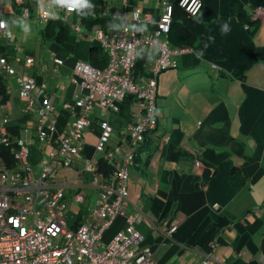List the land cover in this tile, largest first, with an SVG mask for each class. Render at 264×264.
<instances>
[{
	"label": "crops",
	"instance_id": "1",
	"mask_svg": "<svg viewBox=\"0 0 264 264\" xmlns=\"http://www.w3.org/2000/svg\"><path fill=\"white\" fill-rule=\"evenodd\" d=\"M14 1L27 2L32 18L17 20ZM162 1L105 0L103 11L114 17L120 13L121 20H130L132 29L137 26L132 13L140 11L141 19L148 16L150 23L141 21L138 26L153 31ZM202 1L199 14L182 21L196 36L195 46L173 57L176 69L156 76L155 128L144 135L137 154L138 149L129 150L133 159L126 187L128 203L124 214L103 232L97 252L106 249L132 216L142 237L134 250L149 249L152 264H198L205 258L210 264H264V15L254 16L264 8V0ZM48 6L49 0H0V19L12 35L11 44L22 49L14 56L22 59L28 51L34 60L25 70L9 61L18 72L40 79L44 94L37 99L47 98L54 108L55 132L40 143L33 122L21 111L17 79L7 76L12 92L2 113L16 120L22 128L20 138L31 142L29 162L35 174L41 160L57 150L59 136L70 130L75 100L86 94L80 90L74 67L87 63L91 41L84 35L93 30H74L77 41L70 36L61 45L42 40L29 45L32 31L26 28H33L31 21ZM241 10L256 24L249 28L242 24ZM67 22L70 29L81 27L73 18ZM86 41L87 47L82 43ZM53 59L62 65L56 66ZM147 62L142 84L152 73ZM144 103L126 95L114 111L105 112L95 104L91 124L82 135L80 158L69 168L57 166L56 179L64 186L66 203L62 216L69 229L95 222L99 186L110 184L98 172V162L107 163L112 173L120 167L123 157L115 151L127 147L130 129L143 118ZM102 121L112 131L105 149L99 151ZM49 127V121L43 123L45 132L49 133ZM196 161L200 168L195 167ZM77 194L84 197L83 203L74 201ZM174 221L178 226L169 233Z\"/></svg>",
	"mask_w": 264,
	"mask_h": 264
},
{
	"label": "built area",
	"instance_id": "2",
	"mask_svg": "<svg viewBox=\"0 0 264 264\" xmlns=\"http://www.w3.org/2000/svg\"><path fill=\"white\" fill-rule=\"evenodd\" d=\"M56 6L66 21L67 16L75 10V7L62 0H56ZM178 6L189 17H196L202 9V0H180ZM172 12L169 0H164L153 31L138 26L141 21L150 23V18L145 16L141 19L140 11H136L131 18L137 23L134 29L128 23L130 20L125 18L124 26L116 32L106 34L100 27H94L90 34L84 35L104 50L109 63L103 70L92 68L85 62L76 63L74 75L80 80V90H85L86 94L75 100L73 109L76 112L70 130L59 136L57 150L41 160L39 174L32 171L29 162L31 142L21 138L9 139L12 135L8 130L11 119L1 113L4 105H0V264H152L149 249L134 250L142 237L134 227L132 216L127 217L126 227L114 236L103 252L95 249L100 244L103 232L118 216L124 214L128 203L126 187L133 159L129 150L140 147L144 135L155 128L156 76L175 68L177 64L173 57L182 52L181 49H172L162 40V36L170 30ZM30 15L27 8H22L16 19L28 20ZM259 15H264V8L255 11V18ZM56 16L51 6H48L38 15V20L46 24ZM115 17L120 18L122 15L117 13ZM0 22L5 25L0 27V38L9 42L12 35L6 23L1 19ZM71 29L81 32L83 28L73 26ZM154 50H157L156 55L153 54ZM13 51L16 55L22 49L15 45ZM142 53L150 60L152 73L151 78L138 85L132 81V74L136 59ZM10 59L24 70L34 60L27 54L22 59L14 55L9 56V59L1 57L0 74L17 79L19 96L24 101L23 116L33 122L35 136L38 142L43 143L55 132L52 121L54 108L47 98L41 101L37 99L43 97V84L38 83L33 75L18 72ZM53 60L56 66L62 65V61ZM126 95L145 101L143 118L130 129L127 147L115 151L116 154H122L123 159L120 167L112 173L110 184L99 186L101 192L93 213L95 222L71 230L62 216L66 209L62 191L64 186L57 182L56 168L58 165L69 168L80 158L82 135L91 124L90 112L95 104L105 112L114 111L116 103ZM65 107L69 108L70 105L65 104ZM46 121L50 122V134L43 128ZM100 127L97 150L103 151L112 130L107 121H102ZM3 149L9 150V157L14 164L7 166L4 163L1 155ZM107 155L112 157L113 153ZM195 167L200 168L201 163L196 161ZM74 201L83 203L84 197L77 194ZM177 226L178 222L174 221L169 233H173ZM198 264H210V259L205 258Z\"/></svg>",
	"mask_w": 264,
	"mask_h": 264
},
{
	"label": "trees",
	"instance_id": "3",
	"mask_svg": "<svg viewBox=\"0 0 264 264\" xmlns=\"http://www.w3.org/2000/svg\"><path fill=\"white\" fill-rule=\"evenodd\" d=\"M180 0H169V3L172 5V22L170 26V30L167 35L162 36V40L166 41L169 46H173L178 49H183L185 47L193 48L197 42L196 36L190 32L183 24V20L194 18L189 17L184 10H182L179 6ZM50 6L52 10L57 14L54 19H51L46 24H44V28L40 32V38L43 42H54L58 45L63 44L70 37L71 29L69 23L63 19L62 13L59 12L56 6V0H49ZM105 7V0H81L79 4L75 6L74 12L71 14L73 19L76 20L85 32H91L93 27H100L106 34H111L120 30L124 26V21L120 18H116L112 15H107L103 8ZM22 8H27L32 17V11L29 4L26 2H22L21 4H17L15 1L13 3V10L15 11V15H18ZM203 8V1H202ZM238 17H240L242 24H246L249 28L251 25H255L256 21H250L249 16L245 15V13L241 10L238 13ZM27 55L31 54L28 51H25ZM24 53V54H25ZM15 53L13 51V45L8 42L6 39L0 38V58L5 57L9 59V56H13ZM87 63L95 69L103 70L107 67L109 63V57L104 52V50L94 42L89 44L88 49V57ZM150 63V62H149ZM177 64V62H176ZM149 65L147 63V58L145 54H139L136 59V64L134 68V73L132 76V81L136 84L142 85L143 77L145 76ZM178 65L173 68L176 69ZM169 69V70H173ZM168 71V70H166ZM164 72V71H162ZM37 82H39V78L36 77ZM17 97L20 99L22 104L24 101L19 96V84H17ZM12 91L8 88V78L3 74H0V105H6L10 101V94ZM22 111V105H21ZM2 113V112H1ZM11 119V118H10ZM27 119V117H25ZM11 132V136L9 139H20V133L22 131L21 126L18 124L16 120L11 119L9 129ZM127 139H130L129 136ZM138 149V150H137ZM136 150V154L141 150L139 147ZM135 154V155H136ZM4 163L7 166H10L12 163L14 164L13 159L9 157V150L3 149L1 152ZM134 162H137L139 159L134 157ZM8 160V162H6ZM11 161V163H10ZM148 160H146V163ZM98 172L108 178L110 181L112 175V167L108 166L107 163L100 160L98 162ZM110 178V179H109ZM108 181V182H109Z\"/></svg>",
	"mask_w": 264,
	"mask_h": 264
},
{
	"label": "rangeland",
	"instance_id": "4",
	"mask_svg": "<svg viewBox=\"0 0 264 264\" xmlns=\"http://www.w3.org/2000/svg\"><path fill=\"white\" fill-rule=\"evenodd\" d=\"M69 16H67V21L71 22L73 17L72 16L69 17ZM36 18H35V20L31 21L33 28H26L27 30L32 31L31 35H30V37L28 39L30 40L29 45L33 44L34 46H36V44H38L41 41V38H40L39 35H40L41 30L44 28V24H42L38 20V18L37 19ZM29 24H30V22L27 23V25H29ZM70 36L73 37L75 41H77L78 33H76L74 30H71ZM17 39L18 40H22V39H20V36ZM78 39H80V38H78ZM82 43L85 45V47L88 46V44H87L88 42L87 41L86 42H82Z\"/></svg>",
	"mask_w": 264,
	"mask_h": 264
},
{
	"label": "clouds",
	"instance_id": "5",
	"mask_svg": "<svg viewBox=\"0 0 264 264\" xmlns=\"http://www.w3.org/2000/svg\"><path fill=\"white\" fill-rule=\"evenodd\" d=\"M62 2L65 3H69L72 7H75L77 4H79L81 2V0H62ZM5 25L3 24V22H0V27H4ZM12 39L9 41V43L11 44ZM13 46H15V44L12 43Z\"/></svg>",
	"mask_w": 264,
	"mask_h": 264
}]
</instances>
